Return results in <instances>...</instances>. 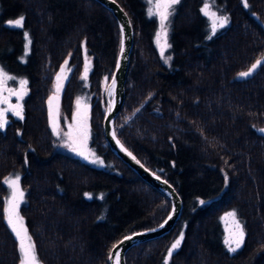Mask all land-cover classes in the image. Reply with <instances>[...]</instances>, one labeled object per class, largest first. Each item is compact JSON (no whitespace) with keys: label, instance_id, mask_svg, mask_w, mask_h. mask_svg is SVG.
I'll list each match as a JSON object with an SVG mask.
<instances>
[{"label":"trees","instance_id":"16d2710c","mask_svg":"<svg viewBox=\"0 0 264 264\" xmlns=\"http://www.w3.org/2000/svg\"><path fill=\"white\" fill-rule=\"evenodd\" d=\"M117 1L134 42L116 133L174 184L183 204L174 227L132 246L126 263L164 264L183 232L169 264H264V66L238 75L264 59V0H247L248 7L244 0H179L168 19V63L154 41L148 0ZM205 1L229 20L215 35L200 11ZM20 16L21 27L9 26ZM120 36L114 13L98 0H0V65L28 81L23 119L10 115L0 130V264H19L18 240L4 218L9 175L20 176L21 211L42 264H109L119 238L169 213L171 200L118 156L103 132ZM66 60L72 70L58 95L57 136L48 101ZM81 91L92 95L90 146L103 165L66 146ZM229 210L245 232L235 253L224 243Z\"/></svg>","mask_w":264,"mask_h":264},{"label":"snow or ice","instance_id":"6c2138e0","mask_svg":"<svg viewBox=\"0 0 264 264\" xmlns=\"http://www.w3.org/2000/svg\"><path fill=\"white\" fill-rule=\"evenodd\" d=\"M179 0H148L149 5L151 7L148 8V15L153 16L156 15L159 17L160 22V31L156 34V43L159 47L160 51V57L164 60L165 63H168L172 57L166 56L165 52L168 48L171 47V45L168 43V30H167V24L166 21H168L169 16L171 15L173 9V6L177 4ZM247 0H244V7H248ZM211 5L208 2H205L203 7L200 9L201 13H203L205 16L209 17L211 21V33L212 35H215L218 31V29L224 28L229 20L227 17L224 16H218L215 11L210 10ZM24 17L20 16L19 18L15 20L8 21L9 26L12 27H21L23 24ZM123 30V26H122ZM27 38L28 34H24ZM211 39V36L208 37ZM31 43V41H28V44L25 45L26 53L28 50V45ZM121 51L123 52V45L121 47ZM68 65V61L66 60L64 62V65L61 66L60 72L56 74V92L59 93V91L63 87V80L67 79L66 71L70 72L71 68H66ZM264 66V59H257L255 63L251 65V67L244 72H240L238 75L240 77H248L251 75L258 67ZM88 71H89V64L87 59L85 60L84 65V72L81 76L82 80H87L88 78ZM16 78L13 76H10L2 67H0V104H6L7 107L0 108V130L4 129L6 125L8 124V117L7 113L11 112L13 116H16L20 119H23V105L19 103V101H22L24 96L27 95V84L28 81L26 79H21L19 81L20 88L17 89H7L9 92V96H4L3 93L6 90V83L8 80H15ZM108 77H105V81L107 82ZM116 87V80L115 78L112 79L111 85L108 86V92L109 95H111L112 91ZM16 96L18 102L16 104H12L10 102V97ZM58 99V96L54 95L52 97H49V118L52 125V131L55 135L59 136L60 131L58 130L57 125V119L56 115L53 112V101ZM77 108L78 112L73 115L72 119L74 122H76V127L73 129L72 125H69V132L64 133L66 137H68V141L66 142V146L71 149L74 153L77 155L83 157L84 159H89L90 156H95V153L90 152L87 150V140L89 138V132L88 128L85 122H83L80 117V107H81V100L80 98H77ZM112 105H109V111H111ZM140 109H137L138 112ZM84 111H87V106L84 107ZM259 132L264 133V128L258 129ZM113 137L115 138V131L112 133ZM117 144L120 145L121 149L124 151H127V149L124 148L122 144H120L119 140L116 141ZM129 156L132 154L129 152ZM135 159V157H132ZM91 163L94 164H103V161L100 160L99 157H96L95 159L90 160ZM27 163V161H26ZM137 163L139 161L137 160ZM227 179V176L225 177ZM159 179V177H157ZM5 184L9 186L11 189V195L10 197L5 201L6 207L4 208V218L6 220L7 225L11 228L12 232L15 234L17 240H18V252H19V264H39V260L37 257L35 244L32 241V238L30 235H28V230L24 225V218L19 215V208L20 205L24 202V196L25 193L20 187V176L16 175L14 178H5L4 181ZM164 183H167V181H164ZM86 196H89L91 198L90 194H85ZM201 203H204V201H201ZM228 217L232 218L233 222V229L230 231V234L228 237L225 238L224 243L228 247L229 252H237L242 245L244 244L245 240V232L243 230V226L241 225L240 221L236 219V212L235 210L230 211L225 214ZM171 219V217H169ZM167 223V221H165ZM163 227V225H161ZM155 231V229L151 230ZM134 235H139L135 234ZM132 236H125L122 241H119L118 244H123L125 241L131 240ZM184 239V233L181 232L178 236V238L171 244L170 248L167 251V256L164 259V264H169V259L173 255L174 251L177 250ZM117 245H113V248H116ZM109 259H114V264H120V252L117 251L115 253V257L112 256L111 252L109 254Z\"/></svg>","mask_w":264,"mask_h":264},{"label":"water","instance_id":"95a60500","mask_svg":"<svg viewBox=\"0 0 264 264\" xmlns=\"http://www.w3.org/2000/svg\"><path fill=\"white\" fill-rule=\"evenodd\" d=\"M103 5L108 7L117 18L119 27H120V47L117 54L116 62L114 65L113 72L109 81L107 82L105 88V97H106V108L103 117V132L108 141V144L112 148V150L120 156L127 164H129L142 178L156 187L158 190L162 191L170 200H171V209L166 217L157 225L139 229L132 231L123 235L119 238L113 245H117L116 248L113 246L110 249V252L113 257H115V253L117 251L120 252V264L126 263V253L127 251L134 245L139 244L145 240H149L155 237H159L167 232H169L177 222L180 217L182 210V196L174 186L172 182L168 179L154 171L152 168L148 167L137 155L134 153L128 146H126L119 136L116 133L115 129V119L120 110L123 107L125 100V86H126V78L130 65V56L133 48L134 42V29L132 26L131 19L124 9V7L117 0H98ZM123 26V30H122ZM123 45V52L121 51V47ZM64 65V63L62 64ZM61 68V67H60ZM60 72V69L59 71ZM57 72V73H58ZM70 72L67 73V78L69 77ZM116 80V87L112 91L111 95L108 92V86L111 85L112 79ZM67 79L64 80V83ZM63 88V87H62ZM112 105L111 111H109V105ZM58 112V109H57ZM55 113V112H54ZM115 131V138L112 133ZM119 140L120 144L124 146L127 151L121 149L120 145L116 143ZM132 155L129 156L128 153ZM132 157H135L133 159ZM137 160L139 163H137ZM159 177V179H157ZM167 181V183H164ZM171 217V219H169ZM167 221V223H165ZM163 225V227H161ZM155 229V231H151ZM139 234V235H134ZM125 236H132L131 240L125 241L123 244H118L119 241H122ZM109 252V254H110ZM108 254V262L109 264H114V259L110 260Z\"/></svg>","mask_w":264,"mask_h":264},{"label":"rangeland","instance_id":"374dc122","mask_svg":"<svg viewBox=\"0 0 264 264\" xmlns=\"http://www.w3.org/2000/svg\"><path fill=\"white\" fill-rule=\"evenodd\" d=\"M205 2H208V1H205ZM204 2V3H205ZM204 5V4H203ZM150 7H151V5H150ZM203 7V6H202ZM201 7V8H202ZM210 10L211 11H215L216 13H217V15L218 16H222V15H220V14H218V12L216 11V10H214L213 8H210ZM155 18H156V20H157V28H156V31H155V33H154V41H155V44H156V46H157V48H158V50H159V47H158V45H157V43H156V34H157V32L158 31H160V22H159V17L158 16H156V15H153ZM207 19H209V17H207ZM209 21H210V19H209ZM168 23H169V21H166V24H167V26H168ZM210 25H211V21H210ZM167 30H168V27H167ZM88 64H89V71H88V75H89V72H90V61L88 60ZM0 67H2L10 76H13V77H15L16 79L15 80H8L7 81V83H6V90L4 91V93H3V95L4 96H9V92L7 91V89H17V90H19V88H20V84H19V81L21 80V79H26V78H23V77H18V76H16V75H14V74H12V73H10V72H8L7 70H6V68L5 67H3L2 65H0ZM67 68V67H66ZM84 72V71H83ZM67 71H66V76H67ZM63 82H64V80H63ZM62 82V83H63ZM84 83L86 82V80H84L83 81ZM55 85V92H54V95H56V96H58L59 95V93H57L56 92V84H54ZM88 87V86H87ZM84 89V88H83ZM53 95V96H54ZM91 94H89L88 92H85V91H83V93H82V91L77 95V97L75 98V100H74V105H73V110H72V114H71V120L67 123V126H68V130H67V132H69V125H72V127H73V129H75V127L77 126L76 125V122H74L73 121V119H72V117H73V115L74 114H76L77 112H78V108H77V98H80V100H81V107H80V117H79V119H81L83 122H85L86 123V125H87V128H88V132H90V121H89V109H90V98H91ZM10 102L12 103V104H16L17 102H18V100H17V97L16 96H11L10 97ZM8 105H6V104H0V108H4V107H7ZM85 106H87V111L85 112L84 111V107ZM52 107H53V112H55V115H56V119H57V125L59 126V124H60V120H59V115H58V112H57V109H58V99H56V100H54L53 101V105H52ZM10 115H12V113L11 112H9V113H7V117H8V119H9V117H10ZM264 128V127H263ZM261 129V128H260ZM90 134V133H89ZM61 135V134H60ZM59 135V136H60ZM62 138V137H61ZM65 141L66 142H69L68 141V137H65ZM87 150H89L90 152H92V153H95L94 152V150L91 148V146H90V137L88 138V140H87ZM96 157H99L100 158V160H102L103 161V159H102V157H100V156H97L96 154H95V156H90L89 157V159H87V161H90V160H92V159H95ZM83 158V157H82ZM84 159V158H83ZM86 160V159H85ZM103 164H104V161H103ZM103 164H98V165H103ZM16 175H9V176H7V178H14ZM20 187L22 188V186H21V184H20ZM22 190H23V188H22ZM24 191V190H23ZM10 195H11V189H9V194H8V197H7V199L10 197ZM24 199H25V197H24ZM22 205V204H21ZM21 205H20V208H19V215L20 216H22L23 218H24V225H25V227L27 228V224H26V220H25V217H24V215L22 214V211H21ZM231 210H229V211H224V214L222 215V223L224 224V228H225V231H224V235H225V238L226 237H228L229 236V234H230V231L233 229V227H234V225H233V222H232V218L231 217H228V216H226L225 214L226 213H228V212H230ZM236 219L238 220V217L236 216ZM242 225V224H241ZM28 235H29V233H28ZM179 236V235H178ZM178 236H177V238H178ZM176 238V239H177ZM175 239V240H176ZM38 257V256H37ZM38 260H39V264H42V262L40 261V259L38 258Z\"/></svg>","mask_w":264,"mask_h":264},{"label":"flooded vegetation","instance_id":"af4514ba","mask_svg":"<svg viewBox=\"0 0 264 264\" xmlns=\"http://www.w3.org/2000/svg\"><path fill=\"white\" fill-rule=\"evenodd\" d=\"M25 97V96H24ZM24 99V98H23ZM22 102H23V100L22 101H19V103H21L22 104Z\"/></svg>","mask_w":264,"mask_h":264}]
</instances>
